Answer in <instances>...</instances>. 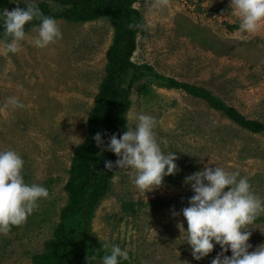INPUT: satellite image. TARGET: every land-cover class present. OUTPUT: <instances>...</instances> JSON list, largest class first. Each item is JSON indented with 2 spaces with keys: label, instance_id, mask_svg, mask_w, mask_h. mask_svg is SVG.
Segmentation results:
<instances>
[{
  "label": "rangeland",
  "instance_id": "1",
  "mask_svg": "<svg viewBox=\"0 0 264 264\" xmlns=\"http://www.w3.org/2000/svg\"><path fill=\"white\" fill-rule=\"evenodd\" d=\"M23 1H47L60 8L54 0ZM151 3L135 5L145 26L134 63L206 88L247 119L264 123V21L255 33L231 32L228 25L241 22L231 0H168L162 9H152ZM221 8L229 10L217 13ZM57 22L62 39L43 49L33 43L35 28L26 33L18 53L7 52L0 40V151L15 150L24 160L25 182L49 191L24 223L0 234V264H34L31 256L52 238L113 42L108 19ZM144 85L147 89L140 92ZM9 97L25 107L5 108ZM131 102L129 126L135 127L139 113L155 117L157 141L165 154H176L178 171L165 176L160 187L141 191L133 183L134 173L122 170L94 215L92 233L106 249L115 245L126 250L132 264H211L222 252L220 245L213 241V252L196 260L178 228L182 223L187 230L182 209L194 195L185 178L219 166L247 177L252 191L264 199V133L244 130L204 101L161 87L152 77L133 88ZM131 203L134 212L124 209ZM256 219L261 220L249 225L250 251L264 244V214ZM225 255L231 257V250Z\"/></svg>",
  "mask_w": 264,
  "mask_h": 264
},
{
  "label": "clouds",
  "instance_id": "2",
  "mask_svg": "<svg viewBox=\"0 0 264 264\" xmlns=\"http://www.w3.org/2000/svg\"><path fill=\"white\" fill-rule=\"evenodd\" d=\"M17 3V0H12ZM168 0H152V9L166 7ZM231 9L240 14V32L255 33L261 21H264V0H231ZM4 26V44L7 52L18 53L21 43L27 38L25 26L33 20L40 24L33 43L43 49L62 39V32L55 18L46 16L35 2L0 12ZM129 27H143L132 24ZM23 109L25 105L16 97H9L4 104L7 108ZM135 127H129L120 138L112 135L107 151L113 152L117 161H105L108 171L131 170L133 183L141 191L160 187L165 176H173L178 171L175 153L165 154L158 143L154 128L155 117L144 113L137 114ZM102 155L104 141L101 134L94 137ZM166 143V141H165ZM24 160L15 150L0 151V234H7L13 226L24 223L38 207L41 198H48L49 191L40 184L25 182L23 177ZM194 195L189 206L182 209L187 221V230L181 223L178 228L181 237L191 247V254L196 260H202L214 250V243L220 245L222 252L211 264H264V244L250 251L251 231L249 225L264 214V199L252 191L247 177H239L238 172H229L222 167L206 166L203 171L185 178ZM149 192V191H148ZM173 215H179L173 212ZM153 229V228H152ZM154 230V229H153ZM186 234V236H185ZM105 247H107L105 245ZM231 250V257L225 255ZM118 258L128 259V252L113 245L111 253L102 258V264H118ZM88 256V264L95 260ZM184 264H189L185 261Z\"/></svg>",
  "mask_w": 264,
  "mask_h": 264
},
{
  "label": "trees",
  "instance_id": "3",
  "mask_svg": "<svg viewBox=\"0 0 264 264\" xmlns=\"http://www.w3.org/2000/svg\"><path fill=\"white\" fill-rule=\"evenodd\" d=\"M59 9H54L47 1L36 3L46 16L67 23H88L98 19H108L114 28L113 42L106 53L107 63L105 74L95 97L93 107L87 120L88 136L75 150L68 172V180L64 186L67 202L60 210L59 222L55 225L52 238L44 243L43 251L31 256L34 264H88V256L96 259L90 264L102 261L111 250L99 242L92 233V220L102 203L112 191V181L122 175L118 168L108 171L105 161L113 164L118 157L107 146L114 134L120 138L127 131V114L131 108V92L145 78L152 77L161 87L180 90L187 95L202 100L208 106L221 113L240 128L254 134L264 133V123L249 120L237 109L227 105L221 98L206 88L179 82L170 77L158 74L148 64H136L133 56L137 50L139 34L143 31L145 21L142 13L135 7L138 2L148 4L152 0H54ZM20 8H25L28 2L17 0ZM12 0H0V12L17 7ZM228 8L216 10L222 14ZM39 20H33L25 26L26 33L38 27ZM132 24L143 27H129ZM240 23L228 25L231 32L239 31ZM3 20L0 19V40L3 35ZM147 89L146 85L139 87L140 92ZM130 127V126H129ZM97 133L104 141L102 155H97L101 149L94 139ZM124 209L134 212L135 204H127ZM261 219H255L259 222ZM18 226H13L14 231ZM118 264H132L118 258Z\"/></svg>",
  "mask_w": 264,
  "mask_h": 264
}]
</instances>
